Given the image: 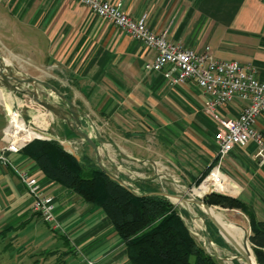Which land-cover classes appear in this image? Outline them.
<instances>
[{"label":"crops","instance_id":"crops-1","mask_svg":"<svg viewBox=\"0 0 264 264\" xmlns=\"http://www.w3.org/2000/svg\"><path fill=\"white\" fill-rule=\"evenodd\" d=\"M110 1L121 2L133 18L144 14L147 26L166 31L171 41L195 50L208 47L219 59L250 63L256 77L264 80V0ZM153 56L152 49L80 3L0 0V57L17 75L48 74L56 80L55 86L79 112L82 127L92 134L90 126L95 125L102 139L94 137L100 159L109 171L130 185L156 191L168 183L195 186L218 164L217 123L205 111V96L194 80L172 85L165 71L146 69ZM4 94L11 98L9 105L25 107L23 116L36 128L69 141L62 144L65 150L96 161L92 146L74 147L78 137L65 120L27 103L24 94L10 90ZM4 103L0 98V146L6 125ZM243 105L234 100L220 106L218 114L234 117ZM255 126L264 137L263 114ZM256 150L253 140L235 146L219 167L231 184L223 193L250 204L264 220V163L258 161ZM10 158L53 196L61 230L50 229L33 211L26 186L11 166L0 164V234L7 236L0 241V264H87L86 260L130 264L125 245L102 208L45 176L23 149ZM238 213L245 217L243 226L249 234L247 216ZM222 246L227 245L218 247Z\"/></svg>","mask_w":264,"mask_h":264},{"label":"built area","instance_id":"built-area-1","mask_svg":"<svg viewBox=\"0 0 264 264\" xmlns=\"http://www.w3.org/2000/svg\"><path fill=\"white\" fill-rule=\"evenodd\" d=\"M87 7L94 14L109 20L118 29L139 40L145 47L154 51L153 58L146 63L149 71H165L170 84L194 80L201 88L205 99L204 109L216 121L214 140L217 145L218 164H215L208 174L198 183L197 187H185L189 195H197L194 190L204 182L208 183V191L223 192L225 190L219 183L231 187L228 180L220 170L219 162L235 146H243L249 140L257 145L256 157L264 163V137L256 128V120L264 115V80L256 77V70L250 63L237 60L216 58L208 47L195 50L181 43L167 38V32H155L146 24L143 14L139 18L131 17L121 5V2L110 0H70ZM234 100L244 102L238 115L234 117L218 114L220 106ZM6 116V125L3 128L2 144L0 146V164L11 166L20 181L26 186L32 199V209L38 212L50 229L60 231L61 225L54 212L53 196L45 193L38 179L27 170L16 168L11 161V154L21 151L31 140L51 139L53 136L36 128L29 119H25L19 105L7 108L3 104ZM14 116V117H13ZM92 133L96 135L95 125H91ZM95 130V131H94ZM37 132V135H30ZM90 135L91 130H89ZM55 139L64 144V139ZM83 138L74 141V147L82 144ZM179 186V185H178ZM206 194V193H205ZM206 230V229H204ZM198 235V234H197ZM196 239V238H195ZM213 247L214 242L208 237ZM87 264H94L86 260Z\"/></svg>","mask_w":264,"mask_h":264},{"label":"trees","instance_id":"trees-1","mask_svg":"<svg viewBox=\"0 0 264 264\" xmlns=\"http://www.w3.org/2000/svg\"><path fill=\"white\" fill-rule=\"evenodd\" d=\"M23 152L45 176L68 187L85 202L102 208L124 243L130 264H219L190 233L182 217L187 213L185 209L178 208L165 196L142 194L156 188L139 186L140 194H133L111 179L94 159L84 155L77 159L56 139L35 138ZM203 201L237 208L247 216L251 250L256 263L264 264V220L257 218L253 207L215 191L207 193ZM209 229L217 244H226L210 221Z\"/></svg>","mask_w":264,"mask_h":264},{"label":"water","instance_id":"water-1","mask_svg":"<svg viewBox=\"0 0 264 264\" xmlns=\"http://www.w3.org/2000/svg\"><path fill=\"white\" fill-rule=\"evenodd\" d=\"M0 85L6 87L10 91H16L18 93L24 94L25 101L33 102L40 108L48 111L53 117L57 119H63L69 125L73 133L80 138H83L85 142L92 146L96 153V162L97 165L113 180L117 181L125 188H127L133 194H140L137 193L128 183H126L121 177L109 171L101 162L100 155L98 152V147L95 141V138L92 137L89 133V129L87 127H82L80 121V114L76 110L75 105L70 101L59 89L50 83L47 80L40 79L38 77L32 75H17L9 70L8 66L4 62V59L0 57ZM37 85L42 86L46 91H40ZM49 94H54L56 97L60 99V103H56L53 101ZM64 102V105H62ZM65 106V107H64ZM96 139L100 142L102 141L98 132H96ZM75 157L79 159V155L75 154ZM143 195H162L165 197H176L178 200H182L184 208L188 210L187 203H193L201 206L206 213L207 217L212 221V223L217 227L218 231L220 232L223 238H226L225 234L223 233L221 226L218 224L216 219L208 212L210 207L203 201V197H196L191 196L184 198L180 195L163 192V191H148L142 193ZM192 214V213H190ZM229 241L234 245L237 252L239 253L240 257L244 259L245 263L249 261L250 254L253 255L251 250L248 235L244 234V239L242 242V247L237 245L231 238ZM253 260L256 262L254 255Z\"/></svg>","mask_w":264,"mask_h":264},{"label":"rangeland","instance_id":"rangeland-1","mask_svg":"<svg viewBox=\"0 0 264 264\" xmlns=\"http://www.w3.org/2000/svg\"><path fill=\"white\" fill-rule=\"evenodd\" d=\"M21 62H23V61H21ZM24 75H28V74H24ZM32 76H34V75H32ZM37 77L40 78V79L47 80L50 83H52L53 85H55L54 83H55L56 80H53V78H51V75H48V74H45V75L42 74L41 75L40 74V75H37ZM37 87L40 88V89H43V87L40 86V85H37ZM8 90L9 89H7L6 87L0 85V93L4 96L5 105L8 108H10L9 106H11V105H9V101H10L11 98L8 97V99H7V97L4 94V91H8ZM12 93L15 94L14 92H12ZM52 95L55 96L54 94H52ZM15 104L19 105V108L21 109V112L24 111V109H25L24 106H21L18 103H15ZM15 104H13V105H15ZM24 117H25V115H24ZM25 119H27V118H25ZM33 134H35V132ZM92 137H95V134L94 133H92ZM79 138L80 137H78L75 141H79ZM51 139H55V138H51ZM84 143H86L85 140H84V142L82 144H84ZM82 144H77L75 148H77L78 146H80ZM178 185L175 187V186L171 185L170 183H168L167 185H164V189H162L160 191L177 194V195H180V196H182L184 198H187V197H191L192 196V195H189V192L190 191L188 192L187 189L183 185H181V184H178ZM197 185H195V187H197ZM130 186L137 193H140L139 186H137V185L135 186L133 184L130 185ZM198 192L201 193L202 190L199 189V188H196L195 189V193H198ZM225 192H227V191H225ZM218 193H223V192H218ZM206 194H204L202 197H204ZM224 194L229 195L228 193H224ZM168 199L172 203H174L175 205H177L178 208L185 209L182 200H178L176 197H171V196H169ZM208 206L214 211V213L216 212L217 214H219L220 215V218L223 221H225V222H232L235 225L241 226L244 229V231H245L244 234L248 235L247 229L243 226V223L246 222V219L243 216V214L238 213L239 212V209L233 208V209L238 210V211L235 212V211H229L228 210L229 208L223 207V206H220V205H217V204H215V205H208ZM187 207H188V211L190 213H192V214H191V216H189L188 211L185 209L187 211V213L186 214H183L182 217H183L186 225L188 226V228L190 230V233L193 235L194 238H196V241L199 243V245L207 253H209L210 255H212L214 257H216V259L218 261H220V262L222 261L223 262V263L221 262L220 264H246L245 261H244V259H242L240 257V255L237 252V250L234 247V245L231 243V241H229L230 239H228V238H231L237 245H239L240 247H242L241 241L239 240V238L236 235V232L234 230H233V232H234L235 236L231 232L230 229L221 227L223 233L225 234V236L227 238V240L225 238H223L224 239V242H226V244H224V245H227V246L226 247L222 246V247H224L222 249V248L218 247L220 245H218L214 241V238L210 237L211 236V234H210L211 232H210V229L208 230V223H209V221L212 223V221L207 217V215L204 212L203 208L201 206L197 205V204H193V203H189V202L187 203ZM214 227L216 229V234L221 236V234L218 231L217 227L215 225H214ZM204 229H206V230H204ZM208 237L210 238V240L212 242L215 243V245L213 247H211V245L209 244ZM6 238H7V236L4 237L3 234H0V241L5 240ZM60 242H61V240H60ZM24 253L25 254H28V253H30V251H26L25 250ZM217 257H224V258H223V260H219Z\"/></svg>","mask_w":264,"mask_h":264},{"label":"bare ground","instance_id":"bare-ground-1","mask_svg":"<svg viewBox=\"0 0 264 264\" xmlns=\"http://www.w3.org/2000/svg\"><path fill=\"white\" fill-rule=\"evenodd\" d=\"M5 61V60H4ZM0 98L4 101V96L0 93ZM2 102V101H1ZM5 102V101H4ZM3 103V102H2ZM7 107V106H6ZM8 108V107H7ZM14 117V116H13ZM30 135L33 136V135H37V132H35V134H33L32 132H30ZM100 155V154H99ZM217 185H220L221 187H223L225 190H228V189H231V187H227L226 185L222 184V183H219ZM199 189L202 190V194L201 193H196L197 195L199 196H203L205 193H207L209 187H208V183L204 182L200 187ZM195 192V190H194ZM208 212L216 219V221L218 222L219 225L223 226V227H228L231 232L234 234L233 230L236 232V235L238 236L239 240L241 241V244L243 242V239H244V229L239 226V225H235L234 223L232 222H225L223 221L221 218H220V215L214 213V211L210 208L208 210ZM235 236V234H234ZM246 264H257L254 260H253V255L250 254V258H249V261L246 262Z\"/></svg>","mask_w":264,"mask_h":264}]
</instances>
